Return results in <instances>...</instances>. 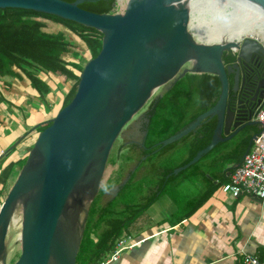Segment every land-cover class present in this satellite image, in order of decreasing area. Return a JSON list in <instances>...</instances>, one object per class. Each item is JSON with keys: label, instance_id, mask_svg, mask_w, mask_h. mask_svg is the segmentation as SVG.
I'll list each match as a JSON object with an SVG mask.
<instances>
[{"label": "water", "instance_id": "95a60500", "mask_svg": "<svg viewBox=\"0 0 264 264\" xmlns=\"http://www.w3.org/2000/svg\"><path fill=\"white\" fill-rule=\"evenodd\" d=\"M86 1L0 0V9L52 15L102 34L101 52L83 68L75 97L39 133L0 208V264L8 263V236L19 209L21 254L14 264H77L90 207L115 143L157 91L172 88L186 75L217 76L220 96L212 109L160 142L155 153L213 119L216 127L210 144L171 176L249 132L255 123L260 126L240 111L245 80L238 64L226 65L224 57L231 55L239 63L264 55L261 41L200 42L190 31V8L181 0H128L124 13L115 14L84 10L80 6ZM246 1L264 11V0Z\"/></svg>", "mask_w": 264, "mask_h": 264}, {"label": "crops", "instance_id": "0c3cea01", "mask_svg": "<svg viewBox=\"0 0 264 264\" xmlns=\"http://www.w3.org/2000/svg\"><path fill=\"white\" fill-rule=\"evenodd\" d=\"M45 23L46 32L67 35L73 51L65 58L68 63L81 65L84 58L90 60L79 37L69 34L59 24L47 20ZM78 52L76 60L74 54ZM15 72L19 71L15 69ZM52 75L39 74L50 88L44 97H40L23 74L21 78L0 77L1 197L4 193L7 197L9 185L17 177L15 167L27 160L33 146L28 148L39 135L38 128L57 115L74 85L63 76ZM170 89L163 88L157 93L159 101ZM167 135L156 134L157 141L145 144L147 149L140 148L138 181L148 173L155 175L156 180L153 185L144 186L148 191L145 201L161 190L140 220V233L135 238L133 233L127 235L142 243L108 264H240L246 255L264 261V205L247 196L234 198L221 189L251 151V134L219 144L195 165L176 176L168 175L162 185L159 180L163 174L185 166L201 143L200 137L190 134L188 139L164 152L152 153L157 144L168 139ZM156 155L155 163L147 166ZM180 156L182 161L171 166L173 159ZM151 223L155 225L146 227Z\"/></svg>", "mask_w": 264, "mask_h": 264}, {"label": "trees", "instance_id": "16d2710c", "mask_svg": "<svg viewBox=\"0 0 264 264\" xmlns=\"http://www.w3.org/2000/svg\"><path fill=\"white\" fill-rule=\"evenodd\" d=\"M64 1L73 3L76 0ZM80 7L97 14H115L117 13V0H87ZM45 20L59 24L69 34L79 37L86 47L90 60L96 58L101 52L102 34L92 28L35 11L0 9V77L21 78L23 74L40 97L50 93L48 84L39 77L40 73L60 75L69 81H73L74 85L63 101L61 108L63 109L75 97L80 74L84 67L78 63H68L65 60L67 56L73 54L67 35L64 33L50 34L46 32ZM79 54V52L74 54L76 60H78ZM224 60L229 63L233 62L234 58L231 55H226ZM15 69L19 72L16 73ZM230 80L232 83V77ZM220 93L221 84L217 76L208 74L186 75L156 105V111L150 122V130L158 134H168V138L177 134L200 115L212 109ZM176 108H179L177 113ZM164 110H168V113L170 112L169 118H166L168 120L167 126L156 131L154 126L157 120H162L160 111ZM50 125V121L41 125L38 128V134ZM215 127L216 119H213L198 129L195 134L198 138H201V143L186 164L192 161L199 151L210 144ZM153 136L156 137V134H149L148 143H154L151 138ZM188 138L189 136L182 141ZM172 146H168L162 152ZM156 149L153 148L152 153ZM25 163L26 160L24 165ZM119 173V177H121L123 173L122 166L119 168ZM171 173L173 172H165L163 179L159 180V182L163 185L165 179ZM138 176L139 170L128 183L124 186H118L119 190L113 199L107 202L105 206H102L101 209H98L96 200L101 195L102 189H100L99 195L91 204L89 216L94 212L97 214L93 222L88 218L77 264H102L105 262L114 253L117 241L123 236L132 234L131 228L137 226L136 223L142 219L147 209L154 203L161 190L147 202L144 201L139 205H124L120 210L114 212L109 210L112 203L121 195L126 186L131 184L133 179H137ZM123 179L124 177H122L121 181ZM121 181L117 183L111 182L106 189L103 187L104 191L101 198L110 188L117 186Z\"/></svg>", "mask_w": 264, "mask_h": 264}, {"label": "rangeland", "instance_id": "374dc122", "mask_svg": "<svg viewBox=\"0 0 264 264\" xmlns=\"http://www.w3.org/2000/svg\"><path fill=\"white\" fill-rule=\"evenodd\" d=\"M127 1L128 0H120V2H123V4H122V8L120 9L119 13H124ZM216 7H217V9H219L221 11L225 8L224 10H226L228 13H232L234 11L233 6H229V5H227V6L219 5V6H216ZM214 9H215V7L211 6V10H208V11H213ZM240 15L243 17L242 18L243 22L244 23H248L255 30H256V28H255L256 26H259V25L262 24V23H259L260 22L259 20L256 23L255 20H253L254 17L251 14L249 15L248 13L247 14L245 13V14H240ZM208 16H210V15H208ZM250 37L258 39L259 41H261L264 44V39H263V37H261V35H255V34L251 35V36L250 35H248V36L245 35V36L241 37L240 40L242 41V40H244L246 38H250ZM88 61L89 60L84 58L82 60V62H81V65L83 67H85V65L87 64ZM51 75L52 74H50V76ZM72 83L74 84L73 81L70 82V84H72ZM178 110H179V108H176V113L178 112ZM167 111H165V110L164 111H160V114H161L160 116H161L162 120H160V121L157 120L156 121V125L154 126V127H156V131H159V130H161V129H163V128H165L167 126L168 120L166 118H169V116H170V112L168 113ZM151 138H152V140L154 142V141H157L158 136H157V138L154 137V136L151 137ZM31 143H34V142H31ZM150 143H148V144H150ZM122 144H123V141L116 142L114 147H113V150H112V152L110 154L109 161H108V164H107V169H106L103 181H102L101 195H102V193L104 191L103 187L106 189L107 186L109 187L111 182L117 183V182L121 181L122 177H125V174L127 173L126 172L127 171V166L123 163V156H124L125 151H123V154H122V150H121ZM32 146H33V144H31L29 146L28 150H30V147H32ZM157 156L158 155L151 157L149 159V161H148V165L147 166H150L149 164H151V163L154 164L155 161H156ZM182 156H180V157H178L176 159H173L175 161L171 162V166H174L175 164H179L182 161L183 157H184V156L183 157ZM120 166L123 167V173H122L121 177H119V174H120L119 173V168H120ZM23 167H24V165H22V166L18 165L17 167H15L14 171L17 173V177L19 176V174H20V172H21ZM187 173H188V170L184 172V174H187ZM17 177H15L13 179L12 183L9 185L10 190H11L12 186L14 185ZM154 178H155L154 175H151V173H148V176L146 178H143L141 181L140 180L138 181V177H137V179L134 178L132 183L127 185L126 188L124 189V191L121 193V195L112 203V205H111L109 210L114 212V211L120 210V208H122L124 205H139L142 202H144L145 199L147 198V192H148V191L145 190L144 186L145 185L146 186H150V184L153 185V183L156 181V180H154ZM125 180L126 179H123L116 186V188H118V186L122 185L123 182H125ZM115 194L116 193H113L110 196L102 197V198H101V195H100L97 198V200H96V205H97L98 209H101L102 206H105L107 204V202H109L111 199H113ZM2 197H3L2 199L5 200L6 199V193H4L2 195ZM96 214H97L96 212L90 214L89 220L93 222V219L95 218ZM21 220H22V212L19 209L17 211L15 217H14L15 223L12 224L10 232H9V236H8V263L7 264H14L19 259L20 254H21V244L19 242V236H20V233H21ZM139 223H140V225H142L141 221H138L136 223V225L138 227L134 226L135 228L134 227L131 228V232L133 233L132 237H134V238L138 235V233H140L139 232V227H140ZM154 225H155L154 223H151V224L147 225L146 227H152Z\"/></svg>", "mask_w": 264, "mask_h": 264}, {"label": "flooded vegetation", "instance_id": "af4514ba", "mask_svg": "<svg viewBox=\"0 0 264 264\" xmlns=\"http://www.w3.org/2000/svg\"><path fill=\"white\" fill-rule=\"evenodd\" d=\"M225 61V60H224ZM237 63L245 80L244 88L238 101L242 112L249 113L252 116V122H256L254 117L257 111L264 105V55L256 54L249 57L247 61L237 62L234 58L233 62L227 63L230 65ZM160 91V90H159ZM157 91L148 105L134 118L131 124L122 132L121 137L117 140L123 141L121 146L123 163L127 166V173L124 179L138 172V165L142 157H139L140 148L147 149L145 144H148L149 134H158L150 130V122L156 111V105L160 97ZM260 126L255 123L247 134H251L250 138L257 136L260 132ZM145 145V147L143 146ZM132 172V173H131ZM130 178V179H131ZM118 188H110L103 197H107L116 193Z\"/></svg>", "mask_w": 264, "mask_h": 264}, {"label": "bare ground", "instance_id": "6f19581e", "mask_svg": "<svg viewBox=\"0 0 264 264\" xmlns=\"http://www.w3.org/2000/svg\"><path fill=\"white\" fill-rule=\"evenodd\" d=\"M188 4L191 11L190 30L192 35L202 43L229 42L240 40L243 36L261 35L264 39V11L246 0H181ZM233 6L234 11L228 13L216 6ZM211 6L215 9L211 10ZM207 7V8H206ZM231 12V11H230ZM251 14L257 23L256 30L243 22L240 14ZM210 15V16H208ZM255 25V24H254ZM258 30V31H257ZM15 223V221L13 222ZM20 239V236H19Z\"/></svg>", "mask_w": 264, "mask_h": 264}, {"label": "built area", "instance_id": "2783aa9c", "mask_svg": "<svg viewBox=\"0 0 264 264\" xmlns=\"http://www.w3.org/2000/svg\"><path fill=\"white\" fill-rule=\"evenodd\" d=\"M123 2L117 4V13L120 12ZM255 121L260 124V132L253 141L251 151L244 157L242 163L235 169L227 184L222 186V192L234 198L251 197L264 205V105L257 111ZM4 200L0 195V208ZM142 241L132 237H121L111 258L102 264L116 261L119 256L130 249L139 246ZM240 264H264L257 256H243Z\"/></svg>", "mask_w": 264, "mask_h": 264}]
</instances>
